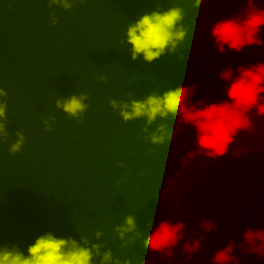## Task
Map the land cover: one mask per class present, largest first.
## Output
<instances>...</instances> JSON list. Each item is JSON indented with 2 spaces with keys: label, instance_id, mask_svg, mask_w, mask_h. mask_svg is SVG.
<instances>
[{
  "label": "trees",
  "instance_id": "16d2710c",
  "mask_svg": "<svg viewBox=\"0 0 264 264\" xmlns=\"http://www.w3.org/2000/svg\"><path fill=\"white\" fill-rule=\"evenodd\" d=\"M235 2L242 18L245 0H197L191 16L194 0H86L70 11L47 0H0L8 132L0 143V244L26 254L37 236L51 232L92 250L91 264H101L105 251L110 264H160L150 244L158 200L198 151L186 116L201 101L224 99L219 73L232 52L216 51L210 30L223 17H238ZM254 6L264 8V0ZM170 7L183 11L172 51L152 63L132 60L124 42L128 24ZM245 50L260 55L235 53L225 69L264 61V49ZM176 88L182 91L171 112L163 93ZM81 93L89 107L77 123L55 101ZM150 94L159 97L150 124L144 118L125 123L109 107L110 99L124 104ZM42 117H55L51 132ZM16 132L25 142L10 156ZM128 215L135 218L133 231L121 230ZM176 223L184 226L172 246L177 264H211L215 250L229 243L236 264H264L240 239L248 228L264 226V149L216 159L182 199ZM202 223L216 229L206 233ZM194 241L201 242L198 250L187 251Z\"/></svg>",
  "mask_w": 264,
  "mask_h": 264
},
{
  "label": "clouds",
  "instance_id": "9594fccd",
  "mask_svg": "<svg viewBox=\"0 0 264 264\" xmlns=\"http://www.w3.org/2000/svg\"><path fill=\"white\" fill-rule=\"evenodd\" d=\"M86 0H47L49 7L55 5L65 11H70L76 3H85ZM247 9L242 18L227 17L217 20L210 30V38L216 51L223 54L225 50L240 53L246 48L258 47L264 49V8H255L254 0H245ZM183 19L180 7H170L167 10L156 9L145 12L130 22L125 32L124 42L130 46L132 60L142 58L145 63H152L166 52L172 51L173 41L178 36V25ZM57 22L52 20L54 25ZM219 79L226 87L224 99L211 100L207 103L199 102L202 106H193L186 116V123L194 131L195 147L209 157H222L229 146L241 132H249L253 128L250 113L258 118H264V61L237 67L235 72L227 68L219 73ZM103 82L105 77H100ZM181 89L176 88L163 93L167 97L165 106L171 112L177 108V99ZM7 96L0 87V143L8 136L7 132ZM159 99L157 94H150L143 99H133L121 104L115 99L108 101L109 107L118 114L122 121L144 118L152 123L157 114L153 107ZM86 93L73 94L55 101V107L68 119L77 123L83 122V116L89 105ZM44 131L51 132L55 117H42ZM51 121V123H50ZM16 140L9 147V155L19 153L25 142L22 132L15 133ZM151 143L157 142L153 134ZM137 227L135 218L125 216L121 230L133 231ZM183 224L176 223L168 226L169 235L165 245L174 246L182 238ZM201 228L206 233L214 231L216 227L202 223ZM247 245L251 255L264 258V226L253 230L248 228L240 237ZM200 241H194L190 246L185 245L187 251H195L200 247ZM95 247V246H93ZM231 243L216 249L211 264H236L232 255ZM99 254V253H97ZM92 250L83 247L80 242L71 237H57L51 232L43 233L28 245L26 254L17 245L5 246L0 244V264H91ZM112 254L105 251L101 256V264H110Z\"/></svg>",
  "mask_w": 264,
  "mask_h": 264
},
{
  "label": "water",
  "instance_id": "95a60500",
  "mask_svg": "<svg viewBox=\"0 0 264 264\" xmlns=\"http://www.w3.org/2000/svg\"><path fill=\"white\" fill-rule=\"evenodd\" d=\"M196 5L197 0H194L189 16L195 12ZM235 6L236 13L238 17H240L238 4L236 2ZM241 52L260 55L259 53L246 50ZM233 54H235V52L230 53L225 58L221 71L225 69L229 57ZM222 86L223 89H225L226 85L223 81ZM250 117L253 121L252 130L249 132H241L235 138L234 142L229 146L227 152L248 148L256 150L264 149V118L256 117L254 112L250 113ZM218 158L219 157H209L198 150L172 179L158 200L159 209L156 226V237L160 236L165 228H168V226L172 225L177 208L179 207L186 193L192 188L196 180L208 168V166H210ZM156 250L160 264H177L171 245H163L161 247H157Z\"/></svg>",
  "mask_w": 264,
  "mask_h": 264
},
{
  "label": "snow or ice",
  "instance_id": "6c2138e0",
  "mask_svg": "<svg viewBox=\"0 0 264 264\" xmlns=\"http://www.w3.org/2000/svg\"><path fill=\"white\" fill-rule=\"evenodd\" d=\"M169 232L168 229L165 228L162 232V234L156 238H154L152 241H150V244L153 248L161 247L166 244V238L168 237Z\"/></svg>",
  "mask_w": 264,
  "mask_h": 264
}]
</instances>
